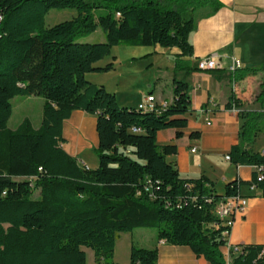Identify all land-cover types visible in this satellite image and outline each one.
Segmentation results:
<instances>
[{"label":"trees","instance_id":"obj_1","mask_svg":"<svg viewBox=\"0 0 264 264\" xmlns=\"http://www.w3.org/2000/svg\"><path fill=\"white\" fill-rule=\"evenodd\" d=\"M222 6L220 0H0V264H86L83 247L93 251L96 263L115 264L119 234L136 228H152L159 240L188 246L209 264H226L220 248L230 227L215 215V203L240 195L246 185H256L264 196V180H257L255 171L250 180L228 182L218 195L204 175L182 178L166 160L176 153L175 144L156 140L157 132L167 128L181 137L192 111L188 84L176 77L179 71L186 77L196 70L185 59L193 54L189 35L196 22L183 16L203 7L215 13ZM52 9L76 14L46 27ZM97 29L103 40H84ZM154 45L179 50L173 98L164 108L120 106L114 93L87 80L86 74L114 69L112 61L96 65L112 47ZM260 70L227 73L234 82ZM214 71L218 77L226 73ZM263 95L264 72L255 101ZM16 96L43 99L39 127L28 117L8 127ZM237 105L230 93L226 108ZM75 110L96 116L95 168L81 165L63 147L64 121ZM239 115L240 137L250 145L264 132V112ZM228 155L234 164L261 167L264 175V151L234 145ZM231 256L230 264H264V245H243ZM157 261V248L131 243L129 264Z\"/></svg>","mask_w":264,"mask_h":264},{"label":"crops","instance_id":"obj_2","mask_svg":"<svg viewBox=\"0 0 264 264\" xmlns=\"http://www.w3.org/2000/svg\"><path fill=\"white\" fill-rule=\"evenodd\" d=\"M220 1L223 6L215 13L210 14V9L203 7L183 16L185 19L193 18L196 22V28L189 35L193 54L185 57L196 70L186 77L184 72L179 71L176 77L185 78L188 84L192 111L181 137L175 136L173 128H167L157 132L156 140L159 145L175 144L176 153L167 155L166 160L174 163L182 178L204 175L214 183L215 193L223 195L228 182L238 178L250 180L257 168L234 164L225 159L230 148L239 145L251 152L264 151V132H258L250 145L242 141V119L239 115L240 111L264 112V95L261 102L255 101L264 72V0ZM114 47L121 49V52L112 56L116 65L114 69L117 70L116 80L113 83L101 80L107 72L89 73L86 78L93 75L90 81L102 83L109 92L115 94L120 106L137 108L139 104L146 102L148 94L155 97L157 105L172 101V91L166 94L164 91H126L128 89L125 85L137 74L135 71L149 75L154 67L159 69L160 56L166 52L171 55L168 62L173 69L174 55L179 52L176 47ZM208 55H215L218 62L216 69H222L226 73L219 74L218 77L214 69H198L197 61ZM253 66H258L261 70L230 82L228 71ZM230 93L235 95L239 105L226 108ZM95 121V115L75 110L64 121L63 127L66 139L64 149L76 158L82 156L83 162L79 161L81 165H86L90 155L95 165H86L88 168L96 166L93 154L98 143ZM32 125L37 128L40 124ZM192 131H198L199 135L191 137ZM67 137L75 142L72 140L69 143ZM192 149L195 150L191 151ZM240 195L246 198L245 209L234 217L225 236L226 243L220 248L226 264H230L231 255L237 253L234 251L236 246L264 245V196L256 185L241 186ZM153 236L155 244L151 248L158 250L157 264H209L204 257L195 255L188 246L159 240L156 233Z\"/></svg>","mask_w":264,"mask_h":264},{"label":"rangeland","instance_id":"obj_3","mask_svg":"<svg viewBox=\"0 0 264 264\" xmlns=\"http://www.w3.org/2000/svg\"><path fill=\"white\" fill-rule=\"evenodd\" d=\"M75 14L76 12L73 9H62V10L52 9L45 16V26L50 27L58 22L68 20L73 16H75ZM100 39L103 40L100 29H97L95 33L84 38L85 41H97ZM118 52H121V49L114 47V50L110 53V55L106 56L109 58L105 57L104 58L105 60L102 59L98 61L96 65L104 66L108 62L111 61L113 62L114 60H112V56H114ZM169 56L171 55L168 52L162 54L160 56V65H159L161 67L159 69L154 67L152 69V73L151 74L149 73V75L144 73H138V71H135L137 74H135V76L125 85V87L128 89L126 91L129 90L130 91H139V90L164 91L165 94L168 93L169 91H172L173 72H172V67L169 66V62H168ZM91 76L93 75L88 76L87 80L90 81V79L93 78ZM103 77L104 78H102L101 80L106 81L108 83L109 82L113 83L117 78V70L113 69L110 72H107ZM100 85L103 84L101 83ZM42 104H43V99L39 96L14 97L12 99L13 109H12V115L8 120V127L12 129L16 128L25 117H28L35 126L39 125L42 119ZM67 140H69V143L70 142L72 143L73 141L75 142V140H73L72 138L70 139L68 138ZM125 153L131 154L130 149H125ZM94 156L96 158V166H97L98 159L95 154ZM81 157L82 156H79L77 157V159L78 161L83 162V158ZM85 164L95 165L94 159L89 155V160H87ZM15 179L21 180L22 178H15ZM37 196H38V192L36 191L34 197ZM155 233L156 231L152 228H136L132 232L120 233L114 249L113 262L115 264H129L131 243L135 244L138 247L151 248L155 244V237L153 236ZM82 249L86 253V264H98L94 261V254L90 248L83 247ZM100 264H104V263H100Z\"/></svg>","mask_w":264,"mask_h":264},{"label":"built area","instance_id":"obj_4","mask_svg":"<svg viewBox=\"0 0 264 264\" xmlns=\"http://www.w3.org/2000/svg\"><path fill=\"white\" fill-rule=\"evenodd\" d=\"M218 67V62L216 60L215 55L205 56L197 61V68L200 70H212ZM168 105V102H164L160 105L155 103V97L152 94H148L146 96V102L139 104L138 107L142 110L144 109H153L159 110ZM132 132H139V130L135 127L131 128ZM192 149L191 151H194ZM225 159L230 160L229 155H225ZM257 167V166H256ZM261 167L256 168L257 180H264V175L261 171ZM246 198L241 195L231 196V197H223L216 201L214 207L215 215L222 221V223L226 226L231 227L234 217L238 214L243 213L246 206ZM229 230H224V236L228 234ZM241 246H236L234 251L238 252Z\"/></svg>","mask_w":264,"mask_h":264},{"label":"bare ground","instance_id":"obj_5","mask_svg":"<svg viewBox=\"0 0 264 264\" xmlns=\"http://www.w3.org/2000/svg\"><path fill=\"white\" fill-rule=\"evenodd\" d=\"M144 110H153V109H144Z\"/></svg>","mask_w":264,"mask_h":264}]
</instances>
